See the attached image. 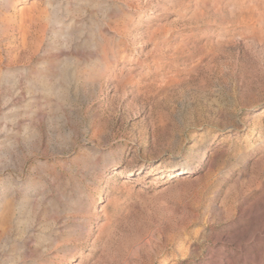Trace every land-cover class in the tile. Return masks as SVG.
Here are the masks:
<instances>
[{"label":"rangeland","instance_id":"374dc122","mask_svg":"<svg viewBox=\"0 0 264 264\" xmlns=\"http://www.w3.org/2000/svg\"><path fill=\"white\" fill-rule=\"evenodd\" d=\"M0 264H264V0H0Z\"/></svg>","mask_w":264,"mask_h":264},{"label":"bare ground","instance_id":"6f19581e","mask_svg":"<svg viewBox=\"0 0 264 264\" xmlns=\"http://www.w3.org/2000/svg\"><path fill=\"white\" fill-rule=\"evenodd\" d=\"M256 236H257L256 230L252 231V232L250 233L249 240L255 239Z\"/></svg>","mask_w":264,"mask_h":264}]
</instances>
